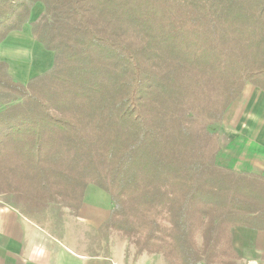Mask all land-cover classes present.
Instances as JSON below:
<instances>
[{"label":"trees","instance_id":"obj_1","mask_svg":"<svg viewBox=\"0 0 264 264\" xmlns=\"http://www.w3.org/2000/svg\"><path fill=\"white\" fill-rule=\"evenodd\" d=\"M26 28L53 58L26 82L0 61V194L77 216L93 186L139 254L234 264L264 177L221 167L211 128L264 92V0H0V45Z\"/></svg>","mask_w":264,"mask_h":264},{"label":"crops","instance_id":"obj_2","mask_svg":"<svg viewBox=\"0 0 264 264\" xmlns=\"http://www.w3.org/2000/svg\"><path fill=\"white\" fill-rule=\"evenodd\" d=\"M40 7L43 9L42 6ZM11 39L12 43L18 37ZM5 55H0V58L7 61L10 66L11 63L6 58L8 56ZM46 58V62L43 61L40 66L36 63L37 68H30L26 75L38 69L35 73L21 80L26 82L35 74L49 69L53 56L49 53ZM11 68L12 66L10 72ZM14 78L19 80V76ZM245 87L242 94L246 92V104L241 118L237 116L233 120L234 124L229 123L232 118L227 119L234 106L239 103L237 100L227 109L223 123L219 125L217 132H219L220 150L216 161L223 168L264 177V92L250 84ZM85 195L83 208L86 205H93L105 209V220L110 211L108 195L93 186H89ZM34 213L36 214L21 204L13 203L9 196L0 194V264H109L108 258L103 256L80 257L73 254V251L68 250L64 242L65 238L62 239L59 235L51 236L43 223L34 219ZM36 215L38 217V214ZM231 234L233 250L231 249L232 254L227 260L234 264H264V228L233 227ZM116 252L119 253L117 256L123 263L124 254H121L119 249ZM151 255L162 257L161 254ZM149 256L144 254L134 264H151L152 259Z\"/></svg>","mask_w":264,"mask_h":264},{"label":"rangeland","instance_id":"obj_3","mask_svg":"<svg viewBox=\"0 0 264 264\" xmlns=\"http://www.w3.org/2000/svg\"><path fill=\"white\" fill-rule=\"evenodd\" d=\"M37 10V11H36ZM42 8L39 5H35L33 8V13L36 15L39 12H42ZM35 18L32 15V20ZM30 28H26L22 32L16 33V35L11 34L7 42L0 45V55L8 56L11 72L9 69V73L12 77L19 76V80L25 79L29 77L32 73L37 71L36 69L28 74L30 68H37L35 64L37 63L39 66L43 61H47L49 56L41 47L37 44L33 37L30 36ZM18 37V39L14 42L12 41V37ZM11 37V38H10ZM9 41V42H8ZM29 41V42H28ZM32 47H36L35 51H32L30 45ZM43 53L45 55H43ZM46 56V57H45ZM5 58V59H6ZM0 61H4L0 58ZM15 79V78H14ZM246 88V87H245ZM246 93V92H245ZM245 93L241 95V98H237L238 104L234 106L232 111L230 112V116L227 119H231L230 124H234V119L241 116L244 105L246 104V96ZM233 101V103H235ZM237 114V115H236ZM236 115V116H235ZM241 118V117H240ZM224 120V119H223ZM223 123V121H222ZM222 125V124H220ZM212 130H219V125L212 126ZM10 198V197H9ZM30 212L34 213V219H38L39 223H43V226L47 228L49 233L54 236L59 235L60 238L64 239L68 250L73 251V254H76L80 257L82 255H87L89 257H106L108 258L109 264H134L136 263L141 256L144 254L147 255V252L139 254L134 246V244L130 241V239L125 238L121 233L116 231H106L102 229V223L104 222V210L103 208L95 207L93 205H86L81 209L80 213L75 216L72 214L71 210L60 209L57 206H52L51 208L43 209L42 212L35 211L32 207L24 206ZM104 215V216H103ZM101 218V219H100ZM201 237H198V244H201ZM53 246V245H52ZM119 249L121 254H124V261L122 263V259H120L117 255H119L116 250ZM123 251H122V250ZM151 257V264H169L168 261L162 256L158 258L154 255L148 254ZM148 257V256H147ZM162 260V261H159ZM223 260H227L226 257ZM213 264H225L221 263L217 260L216 263Z\"/></svg>","mask_w":264,"mask_h":264}]
</instances>
